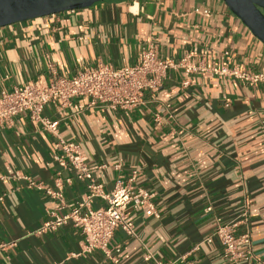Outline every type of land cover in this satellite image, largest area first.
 Here are the masks:
<instances>
[{"label": "crops", "instance_id": "crops-1", "mask_svg": "<svg viewBox=\"0 0 264 264\" xmlns=\"http://www.w3.org/2000/svg\"><path fill=\"white\" fill-rule=\"evenodd\" d=\"M149 45L161 58L189 54L201 69L168 68L129 110L88 106L79 96L64 106L50 102L42 114L57 120L59 136L80 144L105 190L117 176L116 163L125 176L137 169L134 184L153 193L158 215L128 211L136 235L115 231L116 263L100 250L76 255L83 235L71 222L35 233L50 211L76 207L86 188L52 160L56 136L25 111L0 125V243L10 244L0 249V264H152L149 255L177 264H230L217 238L203 239L216 216L231 220L246 203L258 261L242 264L264 262V83L213 70H264V43L223 0H99L0 26V90L48 79L52 71L70 76L99 64H133ZM23 175L52 187L59 178L62 200L29 187ZM104 203L94 198L91 207Z\"/></svg>", "mask_w": 264, "mask_h": 264}, {"label": "built area", "instance_id": "built-area-1", "mask_svg": "<svg viewBox=\"0 0 264 264\" xmlns=\"http://www.w3.org/2000/svg\"><path fill=\"white\" fill-rule=\"evenodd\" d=\"M201 12L209 14L207 9ZM170 67L182 68L186 73L201 69L199 65L193 63L189 54L178 60L161 58L155 47L149 45L141 51L133 64L120 67L99 64L85 67L70 76L52 71L48 79L37 77L22 87L0 90V125L19 113L28 112L32 119L38 120L47 131L56 136L54 142L56 151L52 154V160L70 170L76 180L85 183L86 194L82 201L62 214L50 211L35 233L51 232L71 222L80 227L83 235L81 251L76 255L100 250L106 259L116 263L121 243L114 241L115 231L119 230L129 237L136 235V224L129 218L128 211L139 210L143 217L158 215L152 200L153 193L134 184L137 169L131 170L130 174L125 176L120 173L121 164L116 163L114 167L118 170L117 176L112 187L105 190L103 183L93 176L80 144L59 136L57 120L44 116L42 111L50 102H60V105L64 106L79 96L86 97L87 105L92 107L132 109L142 102L146 90L156 89L160 85ZM213 70L219 76L229 75L249 83H264V70L248 71L226 65L214 67ZM23 178L27 179L29 187L43 190L50 197L62 200V182L59 178L54 181L53 187L25 175ZM69 180L66 178V181ZM94 198L104 200V205L91 207ZM3 199L4 193H0V203ZM83 206L86 207L85 210L82 209ZM206 210H211V206H207ZM215 219L216 225L203 239L204 241L211 242L213 238H217L230 264H242L248 260L258 261L251 246L247 203L235 218L222 221L216 216ZM241 225L244 228L238 230ZM9 245L0 243V249H5ZM149 256L153 259L152 264H177V260L164 262ZM183 259L182 256L180 261Z\"/></svg>", "mask_w": 264, "mask_h": 264}, {"label": "water", "instance_id": "water-1", "mask_svg": "<svg viewBox=\"0 0 264 264\" xmlns=\"http://www.w3.org/2000/svg\"><path fill=\"white\" fill-rule=\"evenodd\" d=\"M99 0H0V26L37 16L90 6ZM264 43V0H223Z\"/></svg>", "mask_w": 264, "mask_h": 264}]
</instances>
